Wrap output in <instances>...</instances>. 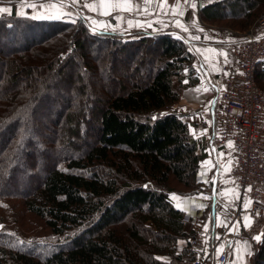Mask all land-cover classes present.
Segmentation results:
<instances>
[{"label":"trees","instance_id":"16d2710c","mask_svg":"<svg viewBox=\"0 0 264 264\" xmlns=\"http://www.w3.org/2000/svg\"><path fill=\"white\" fill-rule=\"evenodd\" d=\"M262 14L264 0L201 9L204 22L227 21L241 32ZM132 34L95 29L83 16L66 22L0 15V264L195 258L192 249L176 252L179 239L196 234L170 195L204 191L199 142L172 109L197 81L196 56L172 33ZM122 55L130 62L114 65ZM108 79L119 85L102 86ZM256 80L264 89L258 70ZM53 88L61 101L46 96ZM89 114L97 125L88 146L79 139L89 134ZM29 131L34 141L25 142ZM254 264H264V229Z\"/></svg>","mask_w":264,"mask_h":264},{"label":"crops","instance_id":"0c3cea01","mask_svg":"<svg viewBox=\"0 0 264 264\" xmlns=\"http://www.w3.org/2000/svg\"><path fill=\"white\" fill-rule=\"evenodd\" d=\"M34 1L36 0H32V2ZM214 1L188 0L185 3V0H154V5L151 6V0H147V3L139 4L141 9H146L143 12L121 10L112 12L111 15H102L98 12L103 13L110 10L109 0H75V3L73 0H60L59 4L53 3L49 6L46 12H44L45 9L40 11V14L36 15L34 19L65 21L74 19L76 14L78 16L84 14L93 27L101 31L176 33L190 44L191 51L196 56V61L193 64L195 68L193 76L197 81L183 92L181 99L174 106V110L188 125L191 135L199 140L201 168L197 177L203 179L209 169L212 166L215 167L210 171L213 185L211 189L208 190L205 185H201L204 189L203 192L186 195L190 197L189 201L192 204L202 202L209 204L208 210L198 216L197 224L188 223L200 241L198 248L192 250L196 252L195 257L197 255L203 257V264H254L263 236L264 212L258 218H252L243 212L242 220L238 224L232 219V215L240 209L239 187L231 176V172L235 168V161L231 155V148H227L226 145L216 147L213 142L215 136L214 110L217 106L218 94L215 80L227 75L233 69L235 47L238 43L246 40L247 35L202 20L201 9ZM131 3L135 5L137 0H131ZM193 3L196 5L195 8L191 7ZM32 6L26 7L31 10L35 9ZM42 7L45 8V4ZM6 8L11 9L10 14H18L19 4L14 2ZM22 8L26 9L24 4ZM70 8L73 9V12ZM115 16L122 18L118 27H114L118 23L114 19ZM92 20H96L97 23L93 24ZM129 20L132 23L131 27L127 24ZM176 21H179L180 26H177ZM184 28H187V31H184ZM256 34H264V28L258 27ZM190 36L199 37V39H190ZM260 69L264 70V62L259 64L258 71ZM261 77L264 80L262 74ZM205 88L208 90L205 91ZM197 89L199 90L197 91ZM211 101H215V104L211 105L209 103ZM222 151L225 152L223 156L220 155ZM229 160L232 161L231 164L228 163ZM174 203L178 209L189 211L187 204L182 209L176 202ZM250 204L251 200L246 198L241 207L245 210ZM192 215L194 216L193 213ZM258 235L261 237L259 240L255 239ZM176 245L178 253L189 250L184 248L183 240H178ZM222 254L227 257V261L224 263L218 260L219 255ZM184 259L185 261L191 260L186 256Z\"/></svg>","mask_w":264,"mask_h":264},{"label":"built area","instance_id":"2783aa9c","mask_svg":"<svg viewBox=\"0 0 264 264\" xmlns=\"http://www.w3.org/2000/svg\"><path fill=\"white\" fill-rule=\"evenodd\" d=\"M259 26L264 27V17L253 24L246 34L247 39L236 45L233 69L218 80L214 110V144L222 147L232 142L231 155L235 168L231 176L239 187L240 198L251 200L246 213L252 218L260 217L264 210V91L256 80L257 68L264 62V35L259 36L254 31ZM197 182L209 187L206 178L197 177ZM249 186L250 191L247 190ZM189 198L184 196L176 203L182 209L187 204L189 211H184V221L197 224V214L206 209V203L192 204ZM242 216L243 212L237 210L232 219L241 221ZM179 240L184 241L186 249H197L200 245L196 237ZM218 260L224 263L227 257L222 254ZM184 264H203V257L197 255Z\"/></svg>","mask_w":264,"mask_h":264},{"label":"rangeland","instance_id":"374dc122","mask_svg":"<svg viewBox=\"0 0 264 264\" xmlns=\"http://www.w3.org/2000/svg\"><path fill=\"white\" fill-rule=\"evenodd\" d=\"M60 0H36V1H34V2H32V0H0V6H3V7H6V6H9L11 3H14V2H16V3H18L19 4V11L17 10V13H24V15H19V14H14V15H16V16H19V17H30V18H33L34 19V17L36 16V15H39L40 14V11H43L44 9V12H46V10H48V8H49V6H51L53 3H60L59 2ZM153 1L154 0H151V6H153L154 5V3H153ZM209 1H214V0H209ZM215 2V1H214ZM214 2H212V3H214ZM25 5V8L26 9H24V8H22V5ZM34 4H36L35 5V9H33V10H31V9H29L28 7H26V6H28V5H30V6H32V5H34ZM45 4V8H41V6L42 5H44ZM209 4H211V3H209ZM206 6V5H205ZM204 6V7H205ZM203 7V8H204ZM33 8V7H32ZM70 10L73 12V9L72 8H70ZM0 15H6V13H1ZM27 15V16H26ZM29 15V16H28ZM80 16H83V17H85L86 18V16L84 15V14H79V16L76 14V17L74 18V19H76V18H79ZM264 17V14H262L257 20H255V22H257L258 20H260V19H262ZM74 19H66L65 21L66 22H75V20ZM87 19V18H86ZM44 20H47V19H44ZM88 20V19H87ZM227 21H222V22H218V23H213V25H217V26H220V27H227L226 26V23ZM254 22V23H255ZM88 23L93 27V25L88 21ZM253 23V24H254ZM253 24H252V26H253ZM251 26V27H252ZM251 27L249 28V29H247V30H245V31H242L244 34H247L248 33V31H250L251 30ZM264 28V27H262V26H259V28ZM94 28V27H93ZM229 28V27H228ZM234 30V29H233ZM256 30H258V28L257 29H254V31H256ZM236 31H238V30H236ZM239 32H241V31H239ZM133 32H123V33H116V34H123V35H126V37L128 36V37H136V35L135 34H132ZM176 38H178V39H181V40H184V38L181 36V35H179V34H176V33H172ZM261 34H259V36H260ZM262 35H264V34H262ZM247 38V37H246ZM184 41H186V40H184ZM245 41V40H244ZM188 43V42H187ZM188 45L190 46V44L188 43ZM95 47L96 46H94V49H92V53H93V57H96L97 56V53L98 52H96L95 51ZM190 49H191V47H190ZM142 50H143V48H142ZM141 50V51H142ZM139 54H141V53H139ZM118 58H116V61H115V63H114V65H118V66H124V65H126V63L127 62H130V60H127L128 58H129V56H128V58L126 57V56H123L122 55V57L121 56H117ZM87 59H89L90 60V57L89 58H87ZM141 59H142V57H141ZM141 59H140V55H139V58H136V63H134L133 64V67L134 66H136V65H138L139 64V62L141 61ZM145 59H146V57H145ZM234 61V60H233ZM235 62V61H234ZM132 63V62H131ZM150 63V62H149ZM148 63V64H149ZM108 64L106 63L105 64V66H107ZM114 65H112L111 63L109 64V66H110V72H108V75L109 76H112V73H113V71H114ZM233 67H234V65H233ZM258 69H259V66H258ZM257 69V70H258ZM260 71V73H259V77L260 78H262L261 77V74H264L263 72H264V70H259ZM261 71H263L262 73H261ZM25 73L23 74V73H21L20 72V74L18 75L19 76V79L23 82V81H27V80H29V78H27L26 77V80H25ZM226 76V75H225ZM225 76H223V77H225ZM223 77H219L218 79H217V81L215 80V82H217L218 83V80L219 79H221V78H223ZM111 79V78H110ZM117 80H123L122 78H118ZM217 83H215L216 85H217ZM262 83L264 84V80H262ZM116 85H119V84H115L113 81H110L109 79L108 80H105L103 83H102V86H107L108 88H110V89H112V88H116L117 86ZM100 86V85H99ZM262 88V87H261ZM217 89H218V85H217ZM98 90V86L96 85V84H92V91H97ZM186 90H188V88L186 89ZM185 90V91H186ZM262 90L264 91V89L262 88ZM57 91H59V89L58 88H53L52 90H50V91H47V90H45L44 92H45V94H46V96H49V97H55V98H57L59 101H61L62 100V97H64V95H60V97L57 95ZM183 95V94H182ZM86 105H87V107L88 108H91L90 107V101H88V102H86ZM176 105V104H175ZM174 105V106H175ZM172 109H174L173 107H172ZM52 111H53V108H48L47 109V112H45V114H46V116L48 117V116H50L51 115V113H52ZM87 116H89V117H87L84 121H85V123H86V130H88V133L89 134H87L88 136H82V138L81 139H79V141L80 142H82L84 145H88L89 146V144H90V142L92 141V139H93V137L95 136V130H96V125H97V121H96V119L93 117V115H87ZM52 117V116H51ZM188 126V125H187ZM189 128V127H188ZM194 137V136H193ZM195 138V137H194ZM23 140H25V142H27V141H29V140H31V141H34V136H33V132H28L27 133V135L24 137V139ZM82 140V141H81ZM198 140V139H197ZM198 142H199V140H198ZM213 142L215 143V140H213ZM21 150H23V146H22V149ZM71 153H74V149H73V151H71ZM221 153V152H220ZM22 157V155H20V158ZM200 163H201V160H200ZM200 168H201V164H200ZM215 169V167L214 166H212L210 169H209V171L207 172V175L204 177V178H206L207 179V183H208V186L209 187H207V189L209 190V189H211L212 188V180H211V178H212V174H210V171H212V170H214ZM214 173V172H213ZM210 174V175H209ZM230 175V174H229ZM234 183H235V181H234ZM174 186L175 187H177V188H179L180 189V187L181 186H178L177 184H174ZM239 194H240V191H239ZM182 197H184V196H180V195H178V197H177V195L176 194H171L170 195V198L174 201V199H176V198H178L177 200H175L174 202H180L182 199ZM239 202H240V209H238V210H241L242 212H245L246 213V210H247V208L244 210L241 206L243 205V202H244V200L246 199H241L240 198V196H239ZM263 203H264V197H263ZM201 204V203H200ZM196 205H199V204H196ZM208 208H209V204H207L206 203V209H204L203 210V212H200L199 214H197L198 216H201L206 210H208ZM263 212H264V210H263ZM197 215H195V216H197ZM259 251V250H258ZM258 251H257V253H258ZM257 253H256V255H257Z\"/></svg>","mask_w":264,"mask_h":264},{"label":"snow or ice","instance_id":"6c2138e0","mask_svg":"<svg viewBox=\"0 0 264 264\" xmlns=\"http://www.w3.org/2000/svg\"><path fill=\"white\" fill-rule=\"evenodd\" d=\"M187 2H188V0H185V3H187ZM73 3H75V0H73ZM140 3H147V0H137V3H136L135 5H133V4L131 3V0H109L110 10H109V11H106V12H103V13L98 12V14H102V15H111L112 12H115V11H121V10H126V11H128V12H133V11H136V12H143V11H145L146 9H141V8L139 7V4H140ZM161 6H162V4H161ZM32 7L35 8L34 5H33ZM191 7L195 8L196 5L193 3V4H191ZM93 10L96 11L95 8H93ZM0 13H9V14H10V13H11V9H10V8H6V7H0ZM18 14H19V15H24V13H22V12H21V13H18ZM153 14H158V13H153ZM114 19L118 22L117 25H115L114 27H118V26H119V22L121 21L122 18H121L120 16H115ZM92 23H93V24H96L97 21H96V20H92ZM175 23L177 24V26H180L179 21H176ZM127 24H128L129 27L132 26V23H131L130 20L127 21ZM149 26H151V25H149ZM183 30H184V31H187V28H184ZM190 39H199V37L190 36ZM184 82L187 83V81H184ZM198 90H199V89H197V91H198ZM204 90L207 91L208 89L205 88ZM209 103H210L211 105H214V104H215V101H211V102H209ZM226 147H227V148H232V147H233L232 142L229 141V142L227 143ZM213 150H215V149H213ZM220 155L223 156L224 153L221 152ZM228 163L231 164L232 161L229 160ZM247 190L250 191V190H251V186H249V188H248ZM238 223H239V221H237V224H238ZM245 226H247V225H245ZM206 228H207V226L205 225V229H206ZM260 238H261V237H260L259 235L255 237V239H257V240H259ZM181 243H183V242H181Z\"/></svg>","mask_w":264,"mask_h":264}]
</instances>
